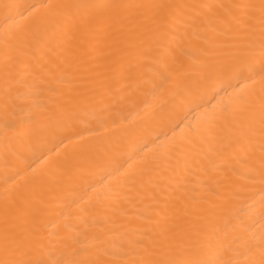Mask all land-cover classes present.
I'll return each mask as SVG.
<instances>
[{
    "label": "bare ground",
    "instance_id": "6f19581e",
    "mask_svg": "<svg viewBox=\"0 0 264 264\" xmlns=\"http://www.w3.org/2000/svg\"><path fill=\"white\" fill-rule=\"evenodd\" d=\"M261 2L0 0V261L264 264Z\"/></svg>",
    "mask_w": 264,
    "mask_h": 264
},
{
    "label": "snow or ice",
    "instance_id": "6c2138e0",
    "mask_svg": "<svg viewBox=\"0 0 264 264\" xmlns=\"http://www.w3.org/2000/svg\"><path fill=\"white\" fill-rule=\"evenodd\" d=\"M139 7V6H138ZM262 23H264V0L261 2L260 6ZM262 36H264V32H262ZM262 57H264V41H262ZM261 72L264 73V62L261 64ZM0 264H41L40 261H16V260H5L0 261ZM177 264H182V262H177Z\"/></svg>",
    "mask_w": 264,
    "mask_h": 264
}]
</instances>
